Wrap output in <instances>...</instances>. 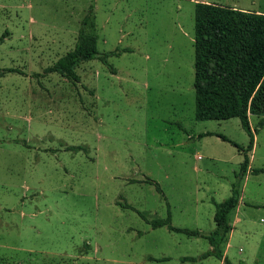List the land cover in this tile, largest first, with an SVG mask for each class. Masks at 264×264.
<instances>
[{
  "label": "rangeland",
  "instance_id": "374dc122",
  "mask_svg": "<svg viewBox=\"0 0 264 264\" xmlns=\"http://www.w3.org/2000/svg\"><path fill=\"white\" fill-rule=\"evenodd\" d=\"M196 3L264 14V0H0V69L21 73L0 77V264L218 263L200 260L207 240L139 216L210 235L211 201L228 198L243 161L232 143H249L237 118L195 120ZM82 27L114 52L108 66L81 63L79 82L45 73ZM255 138L251 168L263 169L264 126ZM241 180L237 216L253 232L242 222L221 249L264 264V173Z\"/></svg>",
  "mask_w": 264,
  "mask_h": 264
},
{
  "label": "trees",
  "instance_id": "16d2710c",
  "mask_svg": "<svg viewBox=\"0 0 264 264\" xmlns=\"http://www.w3.org/2000/svg\"><path fill=\"white\" fill-rule=\"evenodd\" d=\"M90 17L83 20L86 25ZM1 41V40H0ZM111 53H101L97 49L96 36L87 34L83 27L79 30L73 49L60 57L45 73H56L67 80L79 82L76 68L83 62L98 60L108 66ZM112 73L114 70L109 66ZM194 117L197 121H224L237 118L249 137L246 148L232 143L242 154L239 173L231 184L230 196L222 202L214 200L213 222L215 228L210 235L200 230L176 228L169 217L147 221L152 229L166 227L169 232L192 238L207 240L211 250L200 256V260L214 257L222 264H233L224 256L221 246L231 231L229 214L240 199V181L249 166V153L253 149L254 135L264 126V14L236 9L216 3H196L194 7ZM9 73H20L15 69H0V77ZM21 74V73H20ZM259 116L257 128L251 130L249 116ZM209 133L199 137L208 136ZM78 151L81 147H68ZM264 173V169H253L252 174ZM152 184V181H147ZM158 192H161L156 185ZM125 208L133 209L126 205ZM183 262H195L194 257H185ZM168 261V259H164ZM238 264H243L239 262Z\"/></svg>",
  "mask_w": 264,
  "mask_h": 264
},
{
  "label": "crops",
  "instance_id": "0c3cea01",
  "mask_svg": "<svg viewBox=\"0 0 264 264\" xmlns=\"http://www.w3.org/2000/svg\"><path fill=\"white\" fill-rule=\"evenodd\" d=\"M249 124H250V128H251V130H254L253 129V127H252V124H251V119H250V117H249ZM256 135L257 134H255L254 135V144H253V149H254V147H255V140H256ZM253 149H252V151H253ZM251 151V152H252ZM251 155H250V159H249V166H248V170L246 171V173L244 174V178H247V175L248 174H252V168H251ZM264 169V168H263ZM244 178H242V179H244ZM243 180H241V182H242ZM241 182H240V187H241ZM230 196V195H229ZM228 196V197H229ZM222 202V201H221ZM243 201H242V197L240 196V199H239V203H238V205L236 206V208L233 210V211H237L234 215V220L233 221H229V216H230V214H229V216H228V221H229V224L232 226V230L228 233V234H230V236H231V234H233V232H234V229L238 226V225H240V224H242V222H243V225L245 226V228H243V235L244 236H246L247 234L249 235V234H251L252 232H253V230L252 229H250V227H248V225H249V222L247 221H245V220H242V217H240V216H237V214H238V210H240V206H242V203ZM213 205V204H212ZM214 207V206H213ZM232 211V212H233ZM213 215H214V213H213ZM214 223V222H213ZM247 226V227H246ZM214 228H215V224H214ZM261 231H262V233H260V241L262 242V240H263V238H264V227L261 229ZM225 243V242H224ZM224 243L222 244V246L224 245ZM210 246V245H209ZM231 248V246H230V242H228V244H227V246H226V249L224 250V256L225 257H228V250ZM209 250H211V247L209 248ZM208 250V251H209ZM203 263V262H202ZM217 264H222L220 261H218V263Z\"/></svg>",
  "mask_w": 264,
  "mask_h": 264
}]
</instances>
